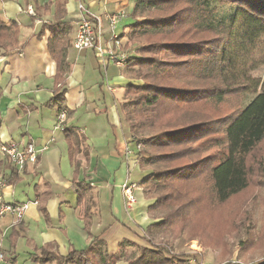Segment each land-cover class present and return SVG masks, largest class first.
<instances>
[{
  "label": "trees",
  "instance_id": "16d2710c",
  "mask_svg": "<svg viewBox=\"0 0 264 264\" xmlns=\"http://www.w3.org/2000/svg\"><path fill=\"white\" fill-rule=\"evenodd\" d=\"M131 17L126 26L135 48L123 67L129 78L123 87L132 97H124L119 111L130 141L141 144L136 153L146 174L139 184L153 200L147 208L153 221L143 235L149 243L157 234L180 231L203 202H225L248 186V156L264 140V82L250 74L257 60L249 59L264 38V0H133ZM44 26L50 30L48 51L59 69L66 42L58 31L64 23ZM125 32L118 37L123 40ZM17 36V23L0 18L4 53L15 46ZM237 91L253 97L215 120L188 118L189 104L220 103ZM50 103L58 111L65 108L64 94L56 88ZM64 133L73 155L83 137L73 129L64 128ZM212 140L209 147L217 152L198 157ZM188 143L194 146L177 149ZM0 157L17 178L9 161ZM123 242L132 245L124 240L121 250L109 253L102 240L94 239L66 256L42 250L32 258L39 264L52 259L58 264H174L164 248L144 247L137 257L124 259Z\"/></svg>",
  "mask_w": 264,
  "mask_h": 264
},
{
  "label": "crops",
  "instance_id": "0c3cea01",
  "mask_svg": "<svg viewBox=\"0 0 264 264\" xmlns=\"http://www.w3.org/2000/svg\"><path fill=\"white\" fill-rule=\"evenodd\" d=\"M79 2L100 15L104 26L107 15L118 9L126 11L118 26L131 19L128 11L133 0H0V18L18 25L15 46H8L6 53L0 49V142L47 147L39 152L36 164L17 178L0 158V174L7 179L4 201H39L29 204L17 224H12L10 214L0 217V252L13 264H39L32 257L42 250L66 256L73 249L87 248L94 239L106 246L110 243L115 252L120 242L135 241L145 232L141 227L148 218L145 208L140 219L133 216L129 225L123 221L127 210L119 185L133 183L123 153L129 140L119 111L125 88L120 93L115 75L108 74V65L104 77L92 51L71 46L80 18ZM29 6L32 14L27 12ZM58 22L64 23L58 32L66 42L59 69L48 51L50 30L44 26ZM123 30H127L126 24ZM56 88L64 94L63 129L56 128L58 108L50 103ZM64 128L83 137L73 155ZM19 184L28 187L21 191L22 196L14 191ZM119 263L126 264L124 260L115 264ZM43 264L58 263L52 259Z\"/></svg>",
  "mask_w": 264,
  "mask_h": 264
},
{
  "label": "rangeland",
  "instance_id": "374dc122",
  "mask_svg": "<svg viewBox=\"0 0 264 264\" xmlns=\"http://www.w3.org/2000/svg\"><path fill=\"white\" fill-rule=\"evenodd\" d=\"M130 16L131 10L128 11V17ZM132 22V17L130 20L125 19L124 23H120L119 26L116 25L114 32L121 35L124 32V24H132ZM128 30L127 27L125 31L128 32ZM139 40L141 41V39ZM122 41L124 42L123 49L127 50V54L131 53L135 48V44L129 32L126 33ZM103 44L105 47L116 51L113 44L106 42V40ZM252 56L257 60V63L256 68L250 74L264 82V38H262L259 46L251 52L249 59ZM108 67V74L110 76L115 75V85H120L121 93L122 86L129 82V78L123 73L124 68L121 67L119 70L113 64V61L108 63ZM119 72L120 78L118 77ZM125 97L131 98L132 96L125 95ZM251 97H253L252 94H243L242 91H237L229 94L220 103L205 100L189 104L186 112L189 119H193L197 115L215 120L230 114L242 101L245 103ZM121 101L122 95L120 94ZM175 116L177 117V114ZM122 125L125 137L129 140L128 146L134 150L130 158L134 159V155H137L135 142L130 141L128 125L124 121ZM211 143H214V141L212 140L204 145V151L197 156L215 154L217 148L209 147ZM187 146H194V143L181 144L177 149ZM125 159L130 170L128 173L130 182L135 184L141 182L146 173L140 168V164L133 162L131 159L128 160L126 156ZM248 171L250 180L243 191L225 202H203L198 214L192 220L186 222L180 231L157 234L149 243L143 237L135 238V241H131L132 245L123 242L122 254L124 259H133L141 253L144 247H151L166 249V255L168 258L171 257L170 259L174 261V264H228L230 262L236 264H264V140L248 156ZM27 189L28 187H25L24 184H19L14 188V191H17V196H22L21 191ZM134 195L136 203L133 205L132 210L130 212L123 211V221L127 225H129L128 222L133 216L140 219L144 208L147 210L149 204L153 201L145 197L141 185H138V188L134 190ZM152 221L149 217L144 220L141 224L142 229H146ZM106 248L109 253L113 251L110 243ZM118 250H121L119 246L116 251ZM1 264H6V262L2 261Z\"/></svg>",
  "mask_w": 264,
  "mask_h": 264
},
{
  "label": "built area",
  "instance_id": "2783aa9c",
  "mask_svg": "<svg viewBox=\"0 0 264 264\" xmlns=\"http://www.w3.org/2000/svg\"><path fill=\"white\" fill-rule=\"evenodd\" d=\"M80 18L77 21L76 32L73 39L71 40V46L77 50H90L93 52L95 58L102 65L101 69L104 77H106V66L110 61L117 68H123L125 66L128 54L127 50H124V42L114 32L118 21L126 16L124 9H118L107 15V22L104 26L103 20L100 15L90 12V10L84 5L83 2L77 4ZM28 13L32 14L31 7L27 9ZM113 44L116 49H111L104 46V42ZM109 91L112 87L107 85ZM66 119V110L60 109L57 114L56 128L63 129V122ZM141 144L136 143V152L140 149ZM47 147L38 148L33 142L21 144L13 141L0 142V155L5 157L11 166L17 173L23 172L28 166L36 164L38 154L40 151L45 150ZM133 149L128 146L124 148V155L130 158L133 154ZM133 162L139 163L138 154L134 155ZM134 163V164H135ZM139 182L128 183L127 181L122 182L119 188L124 198V206L127 211L132 210L133 205L136 203L134 190L138 188ZM7 182L5 178L0 175V217L5 214L12 216V224H17L21 221L24 212L28 209L29 204H38L37 199L26 202H6L3 198V190L6 188ZM0 261L6 262V264H12L5 255L0 252Z\"/></svg>",
  "mask_w": 264,
  "mask_h": 264
}]
</instances>
